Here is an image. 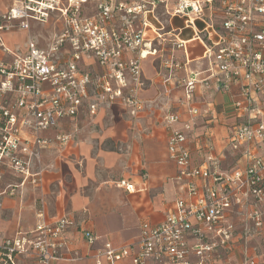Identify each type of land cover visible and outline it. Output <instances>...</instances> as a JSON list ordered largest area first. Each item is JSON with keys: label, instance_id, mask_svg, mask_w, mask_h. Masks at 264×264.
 <instances>
[{"label": "built area", "instance_id": "1", "mask_svg": "<svg viewBox=\"0 0 264 264\" xmlns=\"http://www.w3.org/2000/svg\"><path fill=\"white\" fill-rule=\"evenodd\" d=\"M214 1L220 7V32L210 22L195 37L209 41L205 55L216 66L217 89L228 93L238 88L241 100L233 108L247 119L232 129L228 140L243 151L248 163L244 169L223 172L219 160L208 154L211 169L192 167L185 146L192 126L184 123L178 128L179 116L167 115L168 157L184 196L175 200L164 221L139 223L135 250L106 241L93 250L95 264H227L229 251L237 246L242 253L238 264H256L264 255V113L257 108L258 97L264 102V0H9L0 12V170L4 166L22 183L33 185L40 180L33 169L42 152L75 142L77 127L46 135L57 130L61 120H74L85 111L94 120L104 106L114 103L133 117L146 107L139 99L144 88L140 62L155 53L147 32L161 40L160 14L182 18L191 27L203 20L205 6ZM55 19L61 20L60 32L43 47L29 35L23 49L7 44L14 34H28L31 22ZM88 61H94L102 74L85 71L81 65ZM164 64L176 68L172 59ZM197 77L178 80L186 102L197 83H206ZM211 148L209 143L207 149ZM254 150L262 153L252 154ZM118 187L135 191L124 180ZM38 217L41 221L33 230L1 239L0 264L64 259L74 220L64 214L48 224L42 213ZM82 234L89 248L99 240L96 233ZM255 241L260 245H251ZM82 258L72 251L69 260Z\"/></svg>", "mask_w": 264, "mask_h": 264}, {"label": "crops", "instance_id": "2", "mask_svg": "<svg viewBox=\"0 0 264 264\" xmlns=\"http://www.w3.org/2000/svg\"><path fill=\"white\" fill-rule=\"evenodd\" d=\"M3 1L6 0H0V12L6 8L1 7ZM203 15L202 21H194L190 27L182 18L160 14L158 22L164 27L161 40H153L147 32L150 51L155 53H149L140 62L144 88L139 99L146 103L142 111L133 117L121 104L114 103L104 106L94 120L86 111L74 120H61L57 130L47 132V136L75 127L79 132L75 142L65 149L51 146L42 152L40 162L33 169L40 179L36 184L22 183L20 177L3 166L0 170V241L33 230L41 221L40 213L48 224L67 214L75 222L68 229L70 245L63 252V260L50 264H95L91 257L93 250L102 248L106 241L115 247L135 250L139 223L148 221L153 225L164 221L174 209L175 200L184 196L175 183L177 171L167 152L164 120L169 114L179 116L178 128L184 123L192 126L185 144L192 167L211 169L206 162L208 154L219 160L223 172L246 167L248 158L228 140L232 129L247 119L246 114L233 108L234 102L241 100L238 88L233 87L228 93L217 89L213 77L216 66L205 55L209 41L195 37L210 22L220 32L217 2L205 6ZM149 22L159 26L152 20ZM18 34L8 37L7 44L23 49L25 41L17 38ZM35 41L40 47L47 44ZM180 42L184 43L183 48L177 47ZM129 58L127 55L126 59ZM169 59L176 68L164 64ZM81 67L93 75L103 72L94 61L82 62ZM192 74H198L197 79L206 83H197L191 101L186 102L178 80ZM258 100L257 108L264 113V102L260 97ZM261 153L252 151V154ZM122 180L135 191L129 193L119 188ZM84 230L99 236L92 248L86 245ZM257 243L251 245L259 246ZM72 251L84 258L69 260ZM241 256L240 247H234L229 251L227 264H238ZM18 264L32 262L21 259ZM256 264H264V255L259 256Z\"/></svg>", "mask_w": 264, "mask_h": 264}, {"label": "rangeland", "instance_id": "3", "mask_svg": "<svg viewBox=\"0 0 264 264\" xmlns=\"http://www.w3.org/2000/svg\"><path fill=\"white\" fill-rule=\"evenodd\" d=\"M7 1V0H6ZM3 1V6L1 5V7H7L9 1ZM61 21V20H60ZM60 21L55 20H51L49 22H47L46 24H40V23H35V22H31L29 25V32L28 34L26 33H20L18 34L17 38H21L23 41L27 40L28 35L32 36L33 38H35L36 40H39L40 43H48L53 37L54 35H57L60 32L59 27H57V25H60ZM21 43V42H20ZM39 45V43H38Z\"/></svg>", "mask_w": 264, "mask_h": 264}]
</instances>
